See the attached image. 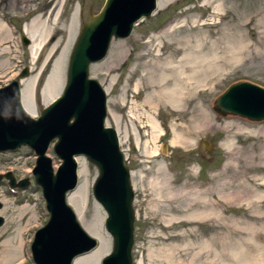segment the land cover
Instances as JSON below:
<instances>
[{
    "label": "rangeland",
    "instance_id": "1",
    "mask_svg": "<svg viewBox=\"0 0 264 264\" xmlns=\"http://www.w3.org/2000/svg\"><path fill=\"white\" fill-rule=\"evenodd\" d=\"M164 1L151 17L137 22L128 38L112 40L107 56L89 68V77L107 89L106 125L116 129L131 171L134 264H256V244L264 245V238L256 241V227L264 229V220L256 225V215H264V202L256 203L254 196L255 180L264 178V121L222 116L214 103L238 82L264 88V0ZM104 3L0 0V88L26 70L27 75L19 79L22 93V81L37 77L31 116L37 117L61 94L80 27L89 13L97 14ZM74 12L76 21L69 39ZM170 23L175 29L164 34ZM26 28L38 37L47 31V46L34 59L30 45L22 44ZM56 29L64 31V41L53 49L60 37ZM68 39L60 64L62 83L56 95L43 103L42 91H46V81ZM187 41L192 46L200 42L202 48L189 54L186 45L179 44ZM162 45L166 47L162 53L174 51L173 66L184 51L188 54L185 60L191 61L216 55L222 63V77L213 92L206 93L205 86H200L193 101L178 108L153 96L159 66L167 60L156 58ZM152 122L159 126L158 131L152 129ZM204 141L210 145L208 151ZM47 155L58 167L60 160L52 145ZM86 162L88 189L84 192V215L78 220L99 244L100 237L106 239L99 264L112 250V238L105 229L106 213L92 193L97 168ZM34 164L35 156L28 147L0 152V217L4 220L0 264H33V234L48 219L40 189L33 183ZM7 174L16 184H29L10 188ZM83 180L78 177V184ZM238 187L244 193L240 201L224 196ZM257 256V264H264V252Z\"/></svg>",
    "mask_w": 264,
    "mask_h": 264
},
{
    "label": "water",
    "instance_id": "2",
    "mask_svg": "<svg viewBox=\"0 0 264 264\" xmlns=\"http://www.w3.org/2000/svg\"><path fill=\"white\" fill-rule=\"evenodd\" d=\"M155 9L156 0H105L97 14L90 12L88 20L81 25L69 58L66 85L61 95L41 110L37 119L21 104L19 79L27 75L26 70L17 80L0 88V107L6 108L15 124L26 129L24 133L16 131L26 134L17 138L1 134L0 152L21 146L34 151L36 161L32 175L41 187L49 214L48 221L35 232L31 243L33 264H72L75 257L92 251L97 245L82 228L66 199L78 183L77 156L85 157L98 171L92 193L107 214L105 228L113 239L112 250L101 264H132L135 211L131 173L120 152L116 130L105 124L106 93L96 79L89 77V68L104 59L113 38L128 37L134 24L144 17L149 18ZM24 41L28 43L26 38ZM241 90L254 92L264 99L263 87L238 82L215 100L216 112L222 116L264 121V105L256 110L253 100L240 96L238 91ZM77 98L88 101L95 110L87 115L81 109L73 110L72 102ZM52 143L54 154L61 160L55 171L46 156ZM203 146L209 150L206 141ZM162 150L165 153L166 145ZM5 177L11 187H16L11 174ZM28 184L22 181L17 186L25 188ZM3 222L0 217V226Z\"/></svg>",
    "mask_w": 264,
    "mask_h": 264
},
{
    "label": "bare ground",
    "instance_id": "3",
    "mask_svg": "<svg viewBox=\"0 0 264 264\" xmlns=\"http://www.w3.org/2000/svg\"><path fill=\"white\" fill-rule=\"evenodd\" d=\"M164 2H165L164 0H158L157 6L162 7L164 5ZM205 2L208 4L209 0H206ZM75 19H76V12H74L71 16L69 39H70V36L72 35L73 26H74V23L76 21ZM141 20H143V18ZM141 20H139V21H141ZM171 23L165 26V28L163 30L164 34L171 33L175 29L171 25ZM136 24H137V22L134 24V26ZM55 33L60 35V37L58 38V40L53 45V49L56 48L57 46H60L64 41V38H62V36L64 35L63 30H59V29L57 30L56 29ZM25 34L27 35L28 38L27 37H24V38H26L28 40V43L26 44L24 39H23L22 44L23 45H28V44L30 45L29 48H30V51L32 54V58L34 59L36 54L40 50L41 51L44 50V48L47 46V43L45 42V40L47 38V31H44L38 37L34 34V32H30L26 28ZM68 40H67L65 47L63 48V50L61 52V56L59 58L58 64L55 68V71L52 72V74L48 77V79L46 81V91H44L45 88L42 91L43 103L48 102L49 100H51L56 95V93L59 90L60 85L62 83L61 82L62 77H61V73H60V69H61L60 64L62 63L63 55H65V53L67 52V48H68L69 42H70V40L69 41ZM179 44L180 45L183 44L184 46L186 45L185 48L189 49V54H192V52L198 53L199 52L198 49L202 48L200 42H197V45H195V46L190 45L188 41L184 42V43H179ZM165 48H166L165 45H162L159 49H157V57L156 58H158V60H160V61L165 60V59H167V60L164 61L165 62L164 66H159V68H160L159 73L160 74H159L157 85L153 86V96H155L160 102L168 105L171 108H178V107L183 106L185 104L191 103L193 101V98H194L193 95H195L196 90L200 86H205L206 93L210 92V91L213 92V89H215L217 87V85H218V83L222 77V73H220V70L222 68V63H221V61H219V59L216 55L215 56L212 55L211 57H207L206 55H204V56L197 57L196 59L194 58L191 61V59L185 60V58L188 57V54L185 55L184 54L185 51H184V53H182V55L179 56L181 58L178 61V65L173 66L172 64L175 62V60H174V54L175 53H174V51L173 52L171 51L170 53L168 52L169 55L162 53V51L165 50ZM53 49H52V51H53ZM180 50H182V49H180ZM197 60H199V61H197ZM93 64H95V63H92L91 65H93ZM96 68L97 67H95L94 70H96ZM112 71H113V69L111 70V72ZM172 74H174V76ZM36 80H37V77L22 81L23 88H22V93H21V104L23 103L22 107L24 109H26V112L28 114L30 113L31 115L34 113V110L31 107V100H32V92H33ZM66 80H67V73H66ZM65 85H66V83H65ZM65 85H64V87H65ZM64 87H63V89H64ZM63 89H62V91H63ZM104 91L106 93V98H107V89H104ZM223 93H221L220 95H222ZM238 93L240 94V96H243L244 98H249V99L253 100L254 108L256 110H259L263 107V105H264L263 100L264 99L257 96L256 93H254V92L251 93L250 91H244V90L238 91ZM82 94L83 93L81 92V95ZM72 108H73V110L74 109L75 110L81 109L82 112H85L86 115L89 114L92 110H95L94 107H91L89 105L88 101L87 102L82 101L81 98H77L74 101V103L72 102ZM106 108H107V106H106ZM31 117L34 119H37L38 117H40V114L37 117H33V116H31ZM18 119L20 120V118H18ZM243 119H246V118H243ZM23 121L24 120H22V122ZM248 121L254 122L250 119ZM151 126H152L153 130L158 131L159 126L157 124L152 122ZM16 128H17V130H16ZM25 130L26 129H24L23 126L15 124V121L12 119L11 114L6 110V108L0 107V135L4 134L8 137L17 138L19 136L26 135V134H18L20 132L24 133ZM16 131H18V133H16ZM206 144L208 145V147L210 146L209 143H206ZM229 148L230 149L234 148L232 143H231V145H229ZM119 149H120V152L122 153V155L124 156V163L126 165L125 155H124V153L120 147V144H119ZM46 156H48L47 153H46ZM262 156H264V154ZM76 162L78 165V168H77L78 177H79V179L82 177V178H84V180H83L82 184L77 183L76 188L74 190H72V192H70L67 195L66 199H67V202L73 207L72 209H73V211L77 217V220H78L79 216H81L82 214L84 215V212H83V209L85 206L84 205V192H86V189H88V187H87L88 184L86 182V180H87V178H86L87 177L86 158L83 156H78V157H76ZM255 181H256L255 188H256L257 192L255 193L254 196L256 198V203L264 202V178L262 177L261 179H257ZM7 182L9 184V179ZM17 185L18 184L15 183V186L19 187ZM238 185L240 186V183ZM241 190L242 189H240L238 187V188H236V190L224 193V196L226 198H228V200L233 199L234 202L240 201V199H242L244 197V193L241 192ZM76 203H78L79 206H77ZM263 220H264V215L263 216L256 215V225L263 222ZM78 222H79V220H78ZM43 226H41V227H43ZM263 227H264V225H263ZM263 233H264V229L262 231V230H258V227H256V241L260 238H264ZM91 237L96 240V238H94L93 236H91ZM21 238H22V234H21ZM100 238H101V243L98 245V247L94 251L91 252V250H90L83 255L75 257L74 260L72 261V264H98V260L100 259V256L103 254V252L106 250L105 247L107 245L105 237H104V240L102 237H100ZM133 244H134V242H133ZM112 246H113V242H112ZM132 248H133V245H132ZM132 248H131V260H132V264H134ZM203 249H204V247L202 248V250ZM110 252L108 254H110ZM261 252H264V245L260 247V246H258V244H256V264L259 261L257 254L259 255ZM159 254H160V252L158 253V255ZM102 260L103 259H101L99 261V264H101Z\"/></svg>",
    "mask_w": 264,
    "mask_h": 264
}]
</instances>
